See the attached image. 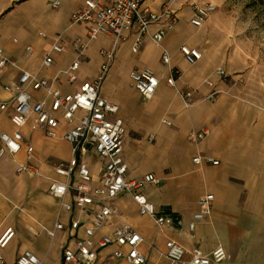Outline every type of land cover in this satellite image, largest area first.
Listing matches in <instances>:
<instances>
[{
	"label": "crops",
	"instance_id": "1",
	"mask_svg": "<svg viewBox=\"0 0 264 264\" xmlns=\"http://www.w3.org/2000/svg\"><path fill=\"white\" fill-rule=\"evenodd\" d=\"M84 1L61 0L60 6L53 9L50 0H0V51L4 59L15 64L0 69V102L9 97L2 87L15 84L22 73L54 80L53 85L64 95L74 93L80 84L97 78L103 63L100 52L112 46V38L108 36H99L88 44L73 85L63 76L55 79L56 74L74 60L73 41L86 40L85 25L70 23L71 15ZM162 4L163 0H146L143 6L159 14ZM178 5L176 0L177 22L163 37L161 47L169 53L170 66L179 76L176 86L183 91L196 89L194 106L184 108L165 82L167 68L160 61V48L150 37L164 22L162 20L149 27L150 36L144 37L137 53L130 50L133 34L124 35L125 40L115 47L103 80L107 82L102 83L99 94L119 108L117 117L125 128L121 156L127 166V178L138 180L153 174L160 181L159 185L145 186L141 193L156 210L175 215L181 225L157 229L150 218L139 216L127 194L118 196L114 202L121 219L144 239L140 250L147 264H162L157 252L163 249L166 240L174 241L187 252L198 248L210 253L220 245L227 254L226 264H264V65L253 64V89L241 86L243 77L231 74L241 69L242 63L234 62L235 53L226 56L224 33L221 36L219 27L210 22L200 28L191 26L188 22L190 8L182 3L183 7L178 8ZM57 37L64 52L53 54L52 65L43 68V54ZM181 46L198 49L201 60L189 66L179 52ZM143 68L160 78L146 110L137 105L140 97L128 79L133 70ZM217 68L227 74L225 79L213 80L223 93L212 102L199 101L208 93L202 82ZM31 96L33 102L45 100V94L40 91L31 92ZM9 115V109L0 111V133L15 131ZM163 120L171 125H163ZM32 126L33 117L20 133L32 147L30 163L38 167L43 176L15 172L17 166L27 164L24 151L13 158H0V237L9 228L13 232L5 247L0 248L2 264H15L16 258L25 251L42 264H60V246L71 241L65 230L56 231L53 239L44 232L53 228L59 213L58 201L47 193L49 179L56 178L48 164L66 161L70 156V144L62 139L65 126H60L56 139L45 138ZM191 132H205L206 136L193 145L188 141ZM154 133H157V142H154ZM150 135L154 137L152 145L148 141ZM196 156L210 158L218 164L194 165L192 159ZM132 160L148 167L137 175L135 169L130 168ZM100 176L99 169L92 175V186L99 183ZM207 194L213 196L211 214L189 232L187 227L197 211V201ZM71 200L70 196L65 198L66 203ZM59 219L64 226L70 219H78L86 226L90 217L73 212L60 213ZM108 233L110 229L104 228L96 238ZM76 235L81 236V231ZM110 251L111 248L102 250L97 264H125L112 261Z\"/></svg>",
	"mask_w": 264,
	"mask_h": 264
},
{
	"label": "built area",
	"instance_id": "2",
	"mask_svg": "<svg viewBox=\"0 0 264 264\" xmlns=\"http://www.w3.org/2000/svg\"><path fill=\"white\" fill-rule=\"evenodd\" d=\"M146 0H85L82 7L70 17V23L84 24L86 40L75 39L72 43L74 60L63 71L56 74L55 79L63 76L66 82L73 85L77 81V70L81 59L85 56L88 44L99 36L112 38V46L107 51H101L103 63L100 65L97 78L89 83H82L72 94H62L53 81L37 79L28 73H22L15 84L3 86L2 90L8 94V100L0 102V111L10 110L9 122L15 131L11 134L0 133V158H13L24 151L27 164L16 167L17 174H28L42 177L41 170L30 163L32 147L22 137L20 130L33 117V129L39 130L47 139H56L61 125L65 126L62 139L70 144V156L66 161L50 162L51 172L56 176L49 179L47 193L58 201L59 213L51 230H44L53 239L56 231H66L71 241L60 246V264H96L99 254L106 248H111L109 258L125 264H147L146 256L140 248L144 244L142 236L134 228L124 222L115 205V199L127 194L137 207L139 216L150 218L157 229L180 226V220L164 210H156L152 203L141 193L148 185H159L160 181L153 175L147 174L138 180L127 178V166L121 153L125 140L123 122L117 117L119 108L116 104L103 99L100 94L102 82L109 65L113 60L115 47L125 40L124 35L132 33L131 52L137 53L143 46L145 36L149 35L152 24L161 23L152 35L151 41L160 48V61L167 68L168 77L165 82L170 86L184 108L194 106L193 99L196 89L183 91L176 86L177 72L170 66V55L161 47L165 34L172 30L177 22L174 3L176 0H163L161 12L154 14L143 6ZM182 5L190 8L189 24L200 28L215 12L213 4L200 0H178ZM51 7L56 9L61 0H50ZM41 37H45L40 34ZM30 51V48H26ZM64 48L59 45V37L44 52L41 66L49 68L52 65V55L63 53ZM179 52L189 66L197 64L201 52L196 48L181 46ZM13 62L2 57L0 51V69L13 67ZM227 74L217 68L211 76L202 83L208 89L206 96L199 101H214L223 92L216 88L213 80L225 79ZM130 86L144 102L151 100L160 83L154 73L148 69L133 70L129 76ZM43 92L45 100L33 102L31 92ZM165 126L170 122L163 120ZM206 136L205 132H191L188 141L197 145ZM154 137L150 135L148 141ZM95 155L101 162L100 181L92 186V175L85 162L89 155ZM202 162L212 166L218 163L210 158L196 156L192 159L194 165ZM72 198L70 203L65 198ZM213 196L207 194L197 201V211L188 224V231L193 232L197 223L209 218L212 211ZM78 212L89 214L88 225L83 226L78 219L68 220L67 225L60 223L59 214ZM104 228L110 233L99 236L96 234ZM80 230L81 236L76 232ZM13 232L7 229L0 237V248H4L12 237ZM158 258L165 264H226L227 254L220 245L210 253H204L198 248L185 251L180 245L166 240L162 250L157 252ZM0 264L1 261H0ZM15 264H42V261L30 252H23Z\"/></svg>",
	"mask_w": 264,
	"mask_h": 264
},
{
	"label": "rangeland",
	"instance_id": "3",
	"mask_svg": "<svg viewBox=\"0 0 264 264\" xmlns=\"http://www.w3.org/2000/svg\"><path fill=\"white\" fill-rule=\"evenodd\" d=\"M200 1L208 2L215 6V12L206 23L210 22L218 26L220 29L218 33L221 36L224 33L226 56H229V53H235L234 62L240 61L242 63V68L231 75L240 74L244 82L241 86L253 89V64L264 65V0ZM178 4V8L183 7L180 1H178ZM220 35L219 37L221 38ZM89 52L90 50L87 52L88 60L90 59ZM105 82L107 80L102 83L105 84ZM137 105L141 109L146 110L150 104L148 101L144 102L140 99ZM150 132L154 131L150 130ZM154 134V142H157V133ZM152 144L153 141L150 142V145ZM85 162L92 175L97 174L102 165V162L93 154H89L85 158ZM147 167L148 164L139 163L138 160H132L130 163V168L135 169L137 175L141 174ZM160 261L164 264L162 259Z\"/></svg>",
	"mask_w": 264,
	"mask_h": 264
}]
</instances>
